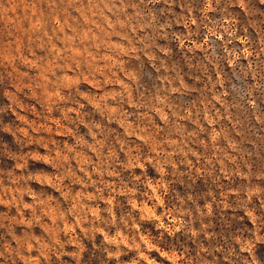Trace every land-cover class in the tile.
I'll use <instances>...</instances> for the list:
<instances>
[{
  "label": "rangeland",
  "instance_id": "rangeland-1",
  "mask_svg": "<svg viewBox=\"0 0 264 264\" xmlns=\"http://www.w3.org/2000/svg\"><path fill=\"white\" fill-rule=\"evenodd\" d=\"M138 2L139 0H124L121 4L119 0H0V74L8 80L4 92L0 93V109H7L0 111V223L17 236H31L45 243L57 235L60 239H66L67 233L59 232L57 225L60 224L65 229L72 227L68 219H60L65 215L69 202L79 201L81 205L87 202V206L91 208L97 194H102L105 198L107 196L103 193V187L113 181L110 175L101 176L102 168L98 166L101 159L106 156L122 159L128 152L138 150L142 144L150 148L163 143L176 145L177 142L169 140V136L183 135L184 129L178 127L161 140V125L166 123L163 113L157 120L147 112L140 115L136 110L130 109L133 115L127 116L112 99L121 91V77L115 68L118 62L113 53L118 51L122 40L131 42V36L125 28L130 21L136 23L139 19L134 17L133 10L140 11L141 16L143 15V9H137ZM180 2L183 0H178V4ZM113 3H116V8H113ZM192 3L197 9V19H202L199 9L203 0H192ZM225 3L226 0H222L217 11L209 13L212 20L222 23L225 13L220 9ZM252 6L261 13L255 19L264 21V5H259L258 0H253ZM149 7L158 16L161 9L164 10V15L160 16L161 20L173 19L168 15L167 5L161 3ZM116 9L128 11L122 13ZM173 11L179 15L178 6ZM230 11L232 15L239 17L238 34L247 36L248 47L254 53L249 59L258 72L257 82L260 87L252 89V98L256 101V108L253 109L246 104L253 83L252 73L249 72L245 76L247 64L238 62L235 69L224 71L228 59L225 48L238 51L241 46L234 38L229 43V37L221 31L218 35H225L224 40L209 38L213 54L216 53V63L223 72L218 74L220 78L216 81L223 86L221 90L217 92L215 87L212 88L215 109L218 116L230 114L234 119L241 121V146L248 142L255 144L253 148H244V151L251 153L253 157L248 163L255 171H264V135H259L264 132V123L257 127L256 121L253 120L254 113L264 118V22L257 24L254 30L248 27L247 18L238 9ZM136 26L144 33L140 36L137 32L138 39L144 40L148 36V26ZM174 31L182 37L186 34L182 26L175 24L169 30V39L161 42V47L170 48L171 53L168 56L156 53L157 59L154 63L156 68L160 69L158 72L148 66L153 62L142 58L128 64L141 77L140 86L145 99L156 94L161 88L159 77L173 75L172 69L180 71L185 77L197 76L199 70L208 63L207 54H200L195 49L192 52L187 48L181 49L179 42L172 37ZM205 35L207 31L201 25L199 30H193L191 39L199 43ZM161 61L167 64L169 72H165L161 67ZM126 65L127 61H124L122 66ZM185 69L187 71H184ZM207 71L211 73L210 66ZM233 77L237 78L236 91L231 92L227 98L228 85ZM53 87L55 91L52 90ZM192 87L196 89L195 94L186 92L173 95L170 102L183 109L192 105L200 107L210 99L211 84L203 76H200L199 83L194 81ZM70 89L79 91L83 105L79 111L68 104L65 98V92ZM134 95L139 99L140 93ZM222 95L224 99H221ZM65 104L68 106L65 107ZM143 111L146 110L140 109V112ZM73 121H76L75 125ZM206 123L210 127L213 125L211 120ZM221 126L224 127L226 137L233 135L226 121ZM167 131L165 128V132ZM207 131L208 140H213L214 132L205 129V132ZM93 135L96 137L95 141L92 140ZM84 141H88L87 150L76 152L79 164L73 161L65 178L63 172H57L61 167L60 158L68 160V154L76 151L78 147L83 148ZM117 142L118 148L108 147L109 143ZM50 148L52 154L57 157L55 161L48 155ZM26 152L32 157L30 161L24 156ZM41 156L46 163L41 161ZM17 159L25 161L26 166L29 165L27 174L19 164L14 163ZM89 159L96 160L97 166H85L84 173L76 171ZM39 163H43V166L38 168L36 165ZM196 171L199 173L200 169L197 168ZM81 175H91V182L81 184ZM45 187L47 191L42 190ZM173 188H176V184H173ZM210 189L216 191L219 199V190L210 180L206 183H192L184 178L181 194L190 193L198 202H207L211 199L207 195ZM37 201H40L39 214L32 211ZM104 203V199H101L96 204V209L102 208ZM192 210L195 212V206H192ZM208 211L212 215L203 218V223L211 224L213 227L209 230L217 233V240L210 242L212 245L222 243L221 238L229 231L242 227L239 220L241 213L225 211L217 204H213ZM89 215L92 213L89 212ZM71 219L78 221L80 216L74 215ZM194 220L199 227L201 218L195 216ZM34 221L39 223L30 227ZM229 224L232 229L227 227ZM2 232L3 230H0V233ZM66 251L69 255L62 259L65 264H73L71 253L78 251V248L72 247ZM188 252L190 255L186 257V264H213V259H218L205 257L201 261L197 255L200 248L195 244L188 248ZM134 257L135 253L129 252L126 256H121V262L131 264ZM33 258L36 264H46L39 259V252H34ZM85 259L87 264H117L115 260H108L101 252L93 255L91 249L85 254ZM79 264L84 262L80 261Z\"/></svg>",
  "mask_w": 264,
  "mask_h": 264
},
{
  "label": "clouds",
  "instance_id": "clouds-1",
  "mask_svg": "<svg viewBox=\"0 0 264 264\" xmlns=\"http://www.w3.org/2000/svg\"><path fill=\"white\" fill-rule=\"evenodd\" d=\"M123 2L124 0H119V3L123 4ZM221 2L222 0H203L202 7L199 9L202 19L199 20L192 0H183L179 4L178 0H139L136 3L137 9H143V15L141 16L140 11L133 10L134 17L139 19L136 23L130 21L125 28L131 36V42L122 40L118 51L113 53L118 62L115 68L116 73L121 77V91L112 99L127 116L133 115L130 109L136 110L140 115L147 112L157 120L163 113L166 123L161 125V140L178 127L184 129L183 135L169 136V140L177 142L176 145L163 143L150 148L142 144L138 150L128 152V155L122 159L114 156L101 159L98 165L102 168L101 176L110 175L113 181L103 187V193L107 196L105 198L102 194H97L91 208L87 206V202L84 205H81L79 201L69 202L65 208V215L60 219H68L72 227L65 229L60 224L57 225L59 232L67 233L66 239H60L57 235L45 243L31 236L24 238L17 236L0 223V230H3L0 233V264H36L33 258L34 252H39V259L46 264H65L62 257L68 256L69 252L66 249L72 247L78 248V251L71 253L74 258L71 260L73 264H79L80 261L87 264L85 254L89 252V249L92 250L93 255L101 252L104 257L106 256L110 261L115 260L117 264H122L121 256H126L129 252L135 253L131 264H186V257L190 255L188 248L193 244L200 248L197 255L201 261L205 257L209 259L215 257L218 259H213V264H264V171H255L248 163V160L253 157L251 153L245 152L244 148H253L255 144L248 142L241 146V121L238 118L234 119L230 114L217 115L212 88L215 87L217 92L221 90L223 86L216 81L220 78L218 74L223 72L216 63V53L213 54L209 45L210 37L224 40L225 35H218L223 31L229 37V43L234 38L241 46L238 51L225 48L228 59L224 71L235 69L238 62L247 64L245 76L249 72L252 73L253 83L249 89L246 104L255 109L256 101L252 98V89L259 88L260 84L257 82L256 67L249 59L254 53L248 47L247 36L238 34L240 19L232 15L230 10L238 9L247 18L248 27L254 30L257 24L264 21L255 19L261 13L259 9L252 6L253 0H226L225 6L220 9L225 13L222 23L214 21L209 17V13L217 11ZM161 3L168 6V15L173 19L161 20L160 16L164 15V10L161 9L158 16L149 7ZM258 4L264 5V0H258ZM177 6L180 10L179 15L173 11ZM113 8H116V3H113ZM116 10L122 13L128 11ZM136 24L148 26V36L144 40L138 39L136 33L139 32L140 36L144 33ZM174 24L186 30L183 37L178 32L172 33L173 39L179 42V47L187 48L189 52L195 49L200 54H207L208 63L199 70L197 76L185 77L180 71L172 69L174 74L159 77L161 88L155 95L145 99L140 86L141 77L128 64L142 58L153 62L148 66L158 72L160 69L156 68L154 63L157 59L156 53L159 52L163 56L171 53L170 48L161 47V42L169 39V30ZM201 25L206 29L207 35L197 43L191 37L193 30H199ZM244 31L246 33L247 28ZM124 61H127L126 66H122ZM209 66L211 73L207 71ZM161 67L165 72L170 71L163 61H161ZM200 76L211 84L209 89L211 96L206 103H202L200 107L192 105L180 109L170 102V97L173 95L186 92L195 94L196 89L192 85L194 81L199 83ZM236 79L233 77L228 85L227 98L230 97L231 92L236 91ZM56 83L58 84V81ZM7 85V78L0 74V93L4 92ZM52 90L55 91V87ZM135 93H140L139 99L136 98ZM65 98L77 111L83 108L78 90L66 91ZM130 98H132L131 101ZM224 98L222 95L221 99ZM140 109L146 111L140 112ZM0 111H7V109H0ZM209 120L213 121L211 127L206 123ZM253 120L256 121L257 127L264 123V118L256 113L253 114ZM224 121L232 130L231 137H226L224 134V127L221 126ZM75 124L76 121H73V125ZM165 128L168 129L167 132ZM205 129L214 132L213 140H208L209 131L205 132ZM259 135H264V132ZM95 139L93 135L92 140L95 141ZM112 139L114 140L115 137ZM87 144L88 141H84L83 148L78 147L76 151L69 153V159L66 161L61 157V167L57 169V172H63L67 178V170L73 161L79 164L76 152L86 151ZM6 147L5 145V149ZM108 147L116 149L118 142L109 143ZM48 155L53 161L57 160L51 148L48 150ZM24 156L27 161L32 159L27 152ZM40 159L43 162L42 156ZM14 163L19 164L27 174L29 165L26 166L25 161L17 159ZM43 163L37 164L36 167H42ZM85 166H97L96 160L84 161L76 171L84 173ZM197 168L200 169L199 173L196 171ZM184 178L192 183H206L210 180L219 190V199L216 191L211 189L207 193L211 199L207 202L203 200L198 202L190 193L182 195ZM79 182L89 184L91 175H81ZM173 184H176L175 189ZM42 190L47 191V188ZM101 199L105 201L104 206L96 209L95 206ZM213 204L219 205L225 211L242 214L239 216L242 227L229 231L221 238L223 242L215 245L210 242L217 240V233L209 230L213 227L211 224L203 223V218L212 215L208 209ZM39 205L40 201H37L32 207L33 213H40ZM192 206H195V212ZM89 212L92 215H89ZM74 215H79L80 219L72 220ZM195 216L201 218L199 227L196 226ZM233 218L235 219V216ZM245 218H247L246 222ZM36 223L39 221H34L30 227H34ZM227 227L232 229L231 224Z\"/></svg>",
  "mask_w": 264,
  "mask_h": 264
}]
</instances>
